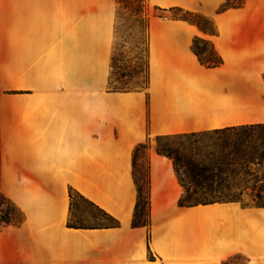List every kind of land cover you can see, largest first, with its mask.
Segmentation results:
<instances>
[{"label": "crops", "instance_id": "obj_1", "mask_svg": "<svg viewBox=\"0 0 264 264\" xmlns=\"http://www.w3.org/2000/svg\"><path fill=\"white\" fill-rule=\"evenodd\" d=\"M225 2L147 0L160 11L208 18L214 33L151 18L146 83L114 92L116 0H19L6 50L12 43L17 51L20 90L36 96L5 104L0 123L2 194L20 213L0 230V264H264V206L180 205L171 160L149 145L264 125V0L220 11ZM196 40L218 66L200 64ZM140 144L147 145L148 223L134 226L132 153ZM69 190L117 226L67 227Z\"/></svg>", "mask_w": 264, "mask_h": 264}, {"label": "rangeland", "instance_id": "obj_2", "mask_svg": "<svg viewBox=\"0 0 264 264\" xmlns=\"http://www.w3.org/2000/svg\"><path fill=\"white\" fill-rule=\"evenodd\" d=\"M18 2L19 0H0V123L5 110L10 111L5 104H13L20 98L36 96L35 91L20 90L19 85L24 79L17 72L19 68L17 51L14 50L12 43V50H6V45L9 46L8 37L12 38L10 30L15 24L12 12L14 9L17 10ZM151 18L168 20L188 18L191 22L196 23L200 29H211V24L205 17H187L183 12L160 11L150 7L147 0H116L115 21L112 30V55H116L117 61L114 68L109 70L111 87L135 90L145 85L146 27ZM196 47L200 51H205L204 58L212 55L209 47L203 43L197 42ZM10 70H13V73ZM46 92L39 91V93ZM2 136L3 130L0 126V167L4 158ZM217 139H223V136L206 133L187 138L179 136L157 138L152 140L149 145H153L155 148L158 145L164 150H175L178 155L194 162L208 163L212 159H218L210 146ZM138 157H140L137 162L139 165L138 177H145V151H141ZM234 172L220 173L217 167L213 168L209 172L210 175L214 176L213 182L210 184V192H208L207 184H204L203 190H197V196L203 197L201 195L204 193H210V196L204 197L206 200H210L211 198L221 199L223 198L222 195L230 194L234 198H238L237 202L241 204L264 206V158L263 161L254 162L244 171ZM183 181L185 180L183 179ZM184 185L186 188L192 189V185L187 181ZM70 218L72 224L81 226L95 227L109 223L90 202L76 196L73 197ZM19 220L20 213L13 203L2 194L0 183V230L4 226Z\"/></svg>", "mask_w": 264, "mask_h": 264}, {"label": "trees", "instance_id": "obj_3", "mask_svg": "<svg viewBox=\"0 0 264 264\" xmlns=\"http://www.w3.org/2000/svg\"><path fill=\"white\" fill-rule=\"evenodd\" d=\"M244 0H226L225 4L220 8V11H225L230 8H239L242 6ZM168 11H176V12H183L184 15L187 17H202L200 15L184 12L180 9H171ZM203 18V17H202ZM207 19L211 24V29H200L207 33H214V29L210 19ZM186 21L190 24L195 25L197 24L191 22L188 18L181 19ZM149 23H147L146 27V38L148 34ZM197 42L202 43L198 40L195 42L194 52L198 58L200 64L206 67H214L220 64L219 58L212 52L211 56H207L204 58L205 51H200L197 49L196 44ZM206 45L205 43H203ZM116 55L113 54L111 57V67L114 68L116 63ZM108 88L114 92H124L128 91L123 88H116L111 87V79L110 76L108 77ZM212 134L214 136H223V139H217L214 143H211L212 150L218 156V159H212L208 161V163H200L194 162L189 158H184L178 155L177 151L175 150H164L160 148L158 145L156 146L155 150L157 154L162 155L171 160L174 172L178 179V182L182 188V195L179 198V203L182 206H192V205H205L211 203H222V202H237L238 198H234L232 195H222L224 198H211L210 200H206L204 197L210 196V193H204L203 197L197 196V190H203L204 184H207L208 192L211 190L210 184L213 182L214 176L210 175L209 172L217 167L220 173H226L227 171L230 173H235L234 171H244L248 166L253 164L256 161H263L264 158V125H245V126H237L232 128H226L222 130H215L210 132H203V133H196V134H186V135H179V137H196L197 135L202 134ZM178 137V136H177ZM159 139V138H158ZM251 146V147H250ZM147 145L140 144L137 145L132 153V175L134 179V183L137 189V199L135 204V212L134 217L132 220V224L134 226H145L148 223V161L146 160V176L145 177H138L137 170L139 165L137 164L138 154L141 151H145ZM185 181H183V179ZM188 182L192 185V189L186 188L184 185L185 182ZM241 195V194H240ZM69 217L67 220V227L71 228H94L93 226H81V225H74L71 222V214H72V207H73V197H79L82 200H85L81 197L78 193L73 190H69ZM228 197V198H226ZM229 199V200H227ZM86 201V200H85ZM91 204V203H90ZM93 205V204H91ZM94 206V205H93ZM259 206V205H256ZM99 213L103 215V217L109 221L108 224L102 226H95L101 228H111L117 226V221L113 219L111 216L106 214L101 209L94 206Z\"/></svg>", "mask_w": 264, "mask_h": 264}]
</instances>
